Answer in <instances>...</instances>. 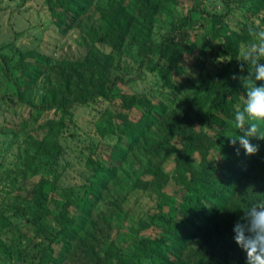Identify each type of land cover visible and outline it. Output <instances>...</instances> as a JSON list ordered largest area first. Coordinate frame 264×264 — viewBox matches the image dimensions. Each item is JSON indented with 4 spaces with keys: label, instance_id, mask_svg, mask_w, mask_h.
I'll return each mask as SVG.
<instances>
[{
    "label": "trees",
    "instance_id": "trees-1",
    "mask_svg": "<svg viewBox=\"0 0 264 264\" xmlns=\"http://www.w3.org/2000/svg\"><path fill=\"white\" fill-rule=\"evenodd\" d=\"M171 1L176 3L109 0L95 6L96 0H57V7L50 8L54 23L62 33L73 27L84 30L92 44L86 56L81 61L51 63L49 57L27 50L19 53L12 67L7 57H0L2 76L13 88L6 102L29 107L33 121L51 110L60 114L39 125L40 138L25 135L24 161L17 172L22 180L36 177L25 198L31 212L28 222L49 237L39 257L42 264H245L232 228L244 208L254 201L264 202V139L253 137L258 152L245 154L243 149L237 151L238 142L232 144L231 138H238L234 112L244 103L239 77L249 75L252 68L243 63L240 47L254 41L250 29L260 28L243 23L242 28L232 29L226 22L228 10L209 12L201 0H190L186 15L171 19L166 32L154 41L157 13ZM222 1L247 3L253 14L264 10V0ZM93 7L101 31L84 28L85 15ZM204 15L209 17V38L217 42L227 62L209 81L192 83L185 91L174 83V76L187 72L197 48V25ZM98 43L110 52H102ZM130 47L136 49L139 67L157 74L169 88L165 99L153 102L152 97L120 90L130 80L113 75L112 69L116 58ZM41 78L43 94L35 104L31 95ZM98 98L120 100L121 110L112 115L114 121L108 126L117 136L109 155L115 165L89 157L90 182L74 196L70 189L58 186L51 167L60 156L59 137L73 107ZM132 109L139 113L137 120L130 116ZM260 128L264 130V123ZM213 154L220 157L221 166ZM37 158L45 159L47 168ZM129 161L138 171L129 189H120L112 198L107 215L96 214L93 202L115 181V171ZM170 182L175 188L168 193ZM135 190L147 192L153 205L131 226L126 225L125 204ZM118 228L124 234L116 236ZM150 228L157 231L142 233Z\"/></svg>",
    "mask_w": 264,
    "mask_h": 264
},
{
    "label": "rangeland",
    "instance_id": "rangeland-1",
    "mask_svg": "<svg viewBox=\"0 0 264 264\" xmlns=\"http://www.w3.org/2000/svg\"><path fill=\"white\" fill-rule=\"evenodd\" d=\"M107 1L109 0H96L95 6H103ZM175 1L176 3L171 1L163 5L157 13L153 28L154 41H158L160 35L166 32L171 19L185 16L192 6L190 0ZM57 5V0H0V57L9 59V67L18 60L20 52L27 50H35L49 57L51 63L61 59L81 61L86 56L92 44L84 30L73 27L62 33L54 23L50 8ZM200 5L209 12L221 13L228 10L226 22L232 29L242 28L243 23H253L264 30V10L253 14L247 10V3L229 1L227 5L222 0H201ZM68 21L70 18L66 20ZM83 25L85 30L95 27L101 31L95 7L85 15ZM209 26V17L204 15L199 19L197 48L187 63V72L174 76V83L185 91L192 83L209 81L227 62V58L219 54L217 42L210 40ZM97 47L102 52H110L103 43H98ZM245 47V44H241L240 53L244 52ZM139 60L134 47L116 58L112 74L122 75L125 80H130L127 86H119L120 90L127 94L152 97L153 102L165 99L170 93L169 88L157 74L141 69ZM42 82L41 78L31 95L35 104L39 103L43 94ZM21 87L25 88L23 85ZM12 89L0 70V242L4 244V248L0 250V264H42L39 257L49 244V237L39 234L28 222L31 212L25 198V191L36 177L22 180L17 172L24 161L25 135L29 133L40 138L43 130L38 129L39 125L58 118L60 114L51 110L33 121L29 107L6 102V96L12 94ZM119 103L118 98L114 102L98 98L94 103L75 105L71 111V119L59 137L61 153L56 164L51 167V172L57 174L58 186L70 189L74 196L80 195L90 182L89 157L102 159L109 167L115 165L109 155L117 136L114 132H109L108 126L111 127L114 121L112 115L121 110ZM130 116L132 120H137L139 113L132 109ZM212 157L218 166L222 165L218 155L213 154ZM44 160L37 158L47 168ZM136 167L129 161L115 171V181L109 182L93 202V212L101 216L107 215L112 198L120 189H129L130 180L138 172ZM166 168L170 170L171 164L168 163ZM174 188V184L170 182L168 193ZM152 205L153 198L147 192H131L125 204L129 220L126 225L133 226L134 221L143 217ZM156 231L150 228L142 233L153 234ZM124 232V229L118 228L116 236ZM55 249L61 250L59 247Z\"/></svg>",
    "mask_w": 264,
    "mask_h": 264
},
{
    "label": "clouds",
    "instance_id": "clouds-1",
    "mask_svg": "<svg viewBox=\"0 0 264 264\" xmlns=\"http://www.w3.org/2000/svg\"><path fill=\"white\" fill-rule=\"evenodd\" d=\"M254 41L246 45L243 52V63L252 66L248 68L249 75L240 76L244 88L243 106L234 112V123L239 129L238 138H231V143L238 142V149L245 154L258 152V145L251 139H264V30L250 29ZM237 77L234 75L233 79ZM243 214L234 223L232 239L238 248L245 253V264H264V202L254 201L242 210Z\"/></svg>",
    "mask_w": 264,
    "mask_h": 264
}]
</instances>
